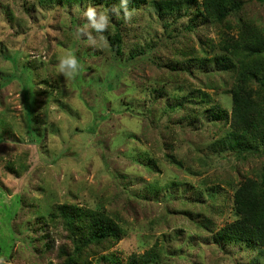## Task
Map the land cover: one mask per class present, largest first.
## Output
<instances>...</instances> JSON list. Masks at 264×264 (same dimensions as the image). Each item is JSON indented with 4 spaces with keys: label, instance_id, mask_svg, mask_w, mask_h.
Listing matches in <instances>:
<instances>
[{
    "label": "rangeland",
    "instance_id": "rangeland-1",
    "mask_svg": "<svg viewBox=\"0 0 264 264\" xmlns=\"http://www.w3.org/2000/svg\"><path fill=\"white\" fill-rule=\"evenodd\" d=\"M80 7L0 0V264H57L62 249L73 250L67 230L46 220L54 204L119 218L126 236L110 250L88 252L92 264H131L133 257L142 264L146 253L149 264H264V250L216 244L205 228V216L215 230L234 221L228 185L205 188L215 187L222 208L183 205L202 179L257 178L264 160L214 157L209 146L222 130L191 131L164 112L173 88L200 87L173 70L182 49L194 46L203 56L199 39L218 41L219 29L181 35L182 27L130 15L117 56L86 16L95 9L99 23L103 12ZM247 16L264 22V8L253 3ZM69 58L75 67L61 71ZM203 90L231 113L224 90ZM173 138L188 172L167 162ZM175 182L184 186L179 198L169 193Z\"/></svg>",
    "mask_w": 264,
    "mask_h": 264
},
{
    "label": "trees",
    "instance_id": "trees-1",
    "mask_svg": "<svg viewBox=\"0 0 264 264\" xmlns=\"http://www.w3.org/2000/svg\"><path fill=\"white\" fill-rule=\"evenodd\" d=\"M36 1L43 5L76 4L80 5V8L91 4L102 11L104 15L103 13L100 15L107 18L109 30L105 28L101 31L110 50L117 56L123 53L124 47L121 26L130 15V20L135 22L138 21L136 16L147 15L151 19H158L165 27L176 30L182 27L181 35L185 33L184 30L196 34L200 28L219 29L218 41L207 37L199 39L201 44L199 51L204 54L203 56H199L200 53L194 46L182 49V59L176 66H172L173 70L182 72L184 76H190L187 78L191 81L195 79L200 87H189L187 90L173 88V94H167L164 112L166 115L178 116L179 123L191 131L218 128L220 133L222 130L209 146L214 157L223 159L236 156L243 161L250 158L264 160V22L261 18L252 19L247 16L248 6L257 3L264 8V0ZM203 45L209 50L204 51ZM75 56L80 57V54L75 53ZM46 83L49 82L46 80ZM204 87L224 90L225 94L230 95L231 113L216 104L213 95L205 92ZM177 141L179 139L173 138L169 144H166L165 149L172 151L166 158L169 164L184 170L186 164L175 154ZM198 161L201 162L200 157ZM206 163L207 166L208 162ZM202 165L204 166L203 163ZM220 183L228 185L234 192L235 219L222 229L215 230L214 221L209 216H205L206 230L210 232L216 244L240 245L247 249L257 248L263 251L264 163L257 178L245 177L237 182L230 176L224 181L215 180V177L202 179L197 190L190 193V198L184 200L183 205L201 206V202H205L214 205L208 206V211L222 208L218 200L220 194L216 192L215 187L207 192L205 190L212 185L223 187ZM170 187L169 193L172 196L181 197L179 191L184 188L182 184L175 182L168 186ZM202 191L206 193H201ZM152 195L155 196L154 193ZM210 213L214 214V211ZM46 220L51 224L62 225L73 244L71 252L66 249L61 250L62 261L59 259L60 262L57 264H92L88 260V252L92 250L91 252L96 255L95 253L110 250L126 236V230L120 225L119 218L111 216L105 209L54 204L49 208ZM46 248L50 251L49 242ZM149 257L150 253L141 257L142 264L152 262L153 257L151 259ZM131 264H137L135 257L132 258Z\"/></svg>",
    "mask_w": 264,
    "mask_h": 264
},
{
    "label": "clouds",
    "instance_id": "clouds-1",
    "mask_svg": "<svg viewBox=\"0 0 264 264\" xmlns=\"http://www.w3.org/2000/svg\"><path fill=\"white\" fill-rule=\"evenodd\" d=\"M86 16L92 22V26L95 27L97 30H103L106 27L107 18L103 15H101L100 17V22L97 23L95 19L96 18L95 9L89 8L88 11L86 12ZM75 64H76V61L74 58L63 59L60 64V70L64 71L65 65H71L75 67Z\"/></svg>",
    "mask_w": 264,
    "mask_h": 264
}]
</instances>
